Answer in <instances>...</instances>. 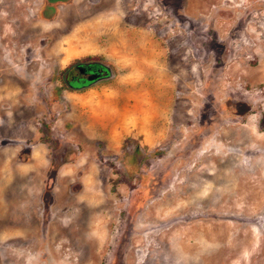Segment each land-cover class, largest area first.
I'll return each mask as SVG.
<instances>
[{
    "label": "rangeland",
    "instance_id": "obj_1",
    "mask_svg": "<svg viewBox=\"0 0 264 264\" xmlns=\"http://www.w3.org/2000/svg\"><path fill=\"white\" fill-rule=\"evenodd\" d=\"M0 264H264V0H0Z\"/></svg>",
    "mask_w": 264,
    "mask_h": 264
},
{
    "label": "flooded vegetation",
    "instance_id": "obj_2",
    "mask_svg": "<svg viewBox=\"0 0 264 264\" xmlns=\"http://www.w3.org/2000/svg\"><path fill=\"white\" fill-rule=\"evenodd\" d=\"M108 67L101 62L89 61L73 66L63 78L65 86L69 90H79L87 84L103 80L108 75ZM78 72V75L74 71Z\"/></svg>",
    "mask_w": 264,
    "mask_h": 264
}]
</instances>
